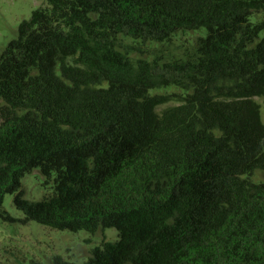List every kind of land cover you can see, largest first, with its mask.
<instances>
[{
  "label": "trees",
  "instance_id": "trees-1",
  "mask_svg": "<svg viewBox=\"0 0 264 264\" xmlns=\"http://www.w3.org/2000/svg\"><path fill=\"white\" fill-rule=\"evenodd\" d=\"M198 30L174 61L131 54ZM263 95L264 0H45L0 52V219L114 228L83 264H264Z\"/></svg>",
  "mask_w": 264,
  "mask_h": 264
},
{
  "label": "rangeland",
  "instance_id": "rangeland-1",
  "mask_svg": "<svg viewBox=\"0 0 264 264\" xmlns=\"http://www.w3.org/2000/svg\"><path fill=\"white\" fill-rule=\"evenodd\" d=\"M45 0H0V52L8 41L16 36L19 22L30 17L31 11L44 6ZM203 30L179 32L169 42L147 44L131 51L134 56L156 57L160 62L174 61L192 48L197 35ZM152 93L164 94L177 92L176 88H157ZM259 104L260 120L264 124V95L254 98ZM171 99L159 108L177 104ZM254 181H264V172L255 171L251 176ZM24 198L40 200L49 194L51 182L47 181L38 169L32 170L21 180ZM3 208L14 218L21 219L23 214L13 204V194H5ZM117 239L114 228H106L91 234L84 230L72 232L57 230L35 221L21 223L4 222L0 219V264H52L51 258L60 255L74 264H83L91 254V249L104 241Z\"/></svg>",
  "mask_w": 264,
  "mask_h": 264
}]
</instances>
